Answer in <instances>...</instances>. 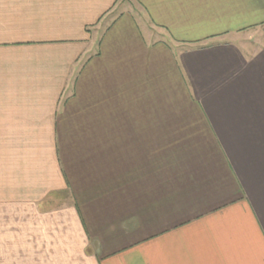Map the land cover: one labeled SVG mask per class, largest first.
<instances>
[{"label":"crops","instance_id":"obj_1","mask_svg":"<svg viewBox=\"0 0 264 264\" xmlns=\"http://www.w3.org/2000/svg\"><path fill=\"white\" fill-rule=\"evenodd\" d=\"M0 264H264V0H0Z\"/></svg>","mask_w":264,"mask_h":264},{"label":"rangeland","instance_id":"obj_2","mask_svg":"<svg viewBox=\"0 0 264 264\" xmlns=\"http://www.w3.org/2000/svg\"><path fill=\"white\" fill-rule=\"evenodd\" d=\"M164 94V93H163ZM132 95V108L133 111L136 110L140 104H149V102L147 101L146 97H148V99L151 97V93H131ZM154 95V93L152 94V96Z\"/></svg>","mask_w":264,"mask_h":264}]
</instances>
